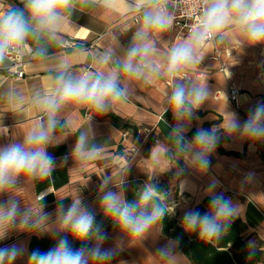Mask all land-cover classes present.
I'll use <instances>...</instances> for the list:
<instances>
[{
	"label": "clouds",
	"instance_id": "clouds-1",
	"mask_svg": "<svg viewBox=\"0 0 264 264\" xmlns=\"http://www.w3.org/2000/svg\"><path fill=\"white\" fill-rule=\"evenodd\" d=\"M89 4L103 13L116 12L121 7L128 13H137L136 26L127 46L120 45L121 34L113 32L111 39L115 43L92 57L97 67L74 71L69 60L50 50L67 45L73 49V55L88 51L83 43H68L65 30H74L70 18L78 6ZM181 10L182 0H19V6L0 0V66L10 56L21 54L29 60L52 64L47 77L50 86L33 90L31 102L37 109L34 125L21 134V139L0 145V241L13 232L49 235L56 241L47 251L35 249L31 253L24 243L0 247V264H15L25 254L28 264H111L126 246L138 245L159 233L165 215L174 212L172 192L152 182L157 174L177 168L175 175H183L184 169L178 167L180 161L204 172L219 143L220 128L227 135L249 141L250 147L264 143L261 102L249 110L243 122L236 114L228 113L219 127L200 128L191 140L185 135L197 109L210 95L206 83L191 74L208 52L205 46L218 50L264 44V0H202L198 22L161 58L160 37L172 29ZM158 80L169 82L162 112L170 110L175 123L170 126L167 140L153 148L147 160L153 166L144 169L148 182L137 189L135 200L128 201L125 195V177L134 149L115 174H99V210L118 230L115 246L105 248L108 234L79 194L71 197L67 206L63 201L68 197H57L55 212L45 211L43 201L47 192L36 194L35 189L56 168V158L47 149L66 139L73 110L84 109V124L71 151L75 162L71 171L82 172L87 163L105 150L103 145L93 142L94 116L114 112L118 102L134 96V83L151 87ZM2 96L8 100L22 99L16 89L7 90ZM217 185V181H212L207 189L211 199L205 213L189 210L183 216L184 230L197 233L205 242L226 234L232 218L239 213L238 205L223 193L215 192ZM185 186L186 181H182L181 190ZM22 194H33L32 200L26 201ZM72 241L81 246L73 247ZM177 243L169 241L159 249L151 264H182L181 257L174 252Z\"/></svg>",
	"mask_w": 264,
	"mask_h": 264
},
{
	"label": "crops",
	"instance_id": "crops-1",
	"mask_svg": "<svg viewBox=\"0 0 264 264\" xmlns=\"http://www.w3.org/2000/svg\"><path fill=\"white\" fill-rule=\"evenodd\" d=\"M8 3L19 6V0H8ZM136 16L137 13H128L123 7L116 12L103 13L91 4L78 6L70 18L74 30L66 28L65 38L93 43L94 47L79 55H73V50L62 48H53L50 52L61 59L69 60L74 71L85 67L95 68L97 65L92 57L109 44L115 43L111 39L113 32L121 34L120 45H128L131 30L136 26L134 21ZM78 29L80 30L75 31ZM175 36L176 29L173 26L160 37L161 58L172 44L180 42L174 41ZM261 45L246 46L242 49L222 47L226 50L222 58L225 71L220 70L221 62L207 60L206 57L212 47L205 46L208 52L191 74L206 83L210 95L197 109L195 118L191 120L189 130L185 134L188 140H191L200 128L210 130L214 126L222 125L228 113L236 114L243 122L250 109L258 102L264 103V46ZM23 56L25 60L23 78L7 75L6 70L10 64L8 60L0 66V145L21 139V134L34 125L37 109L31 102L33 90L44 89L51 84L47 77L52 64L29 60L27 55L23 54ZM231 82L241 90L239 110L229 99L228 90ZM168 85V81L162 80L156 81L151 87H142L134 83V96L118 102L114 112L94 116L95 120L91 122L93 142L103 145L105 150L97 159L87 163L82 172L71 171L75 167L71 151L78 130L84 124L83 116L86 115V111L73 110L72 125L66 130V139L59 145L47 149L56 158V168L50 178L36 185V194L48 189L52 190V193L44 198L45 211L55 212L57 197H68L63 201L67 206L71 203L70 198L79 194L84 203L95 211V215L101 213L97 201L101 184L99 174L103 171L105 174L110 175L112 171L115 174L125 164V157L133 154V149L135 153L129 157L131 164L125 177V189L136 180L148 182V174L145 170L151 169L153 165L147 160L150 159L157 143L167 140L171 131L170 126L175 123L170 110L164 114L162 112L164 92ZM9 89L19 90L22 99L3 98L2 94ZM138 128H151V136L144 138L142 133L135 135L133 132ZM125 131L128 136L123 138L122 133ZM219 134V143L209 156L210 165L204 172L191 169L180 161L178 167L184 169L183 175L177 177L175 175L177 168H171L157 174L152 182L159 183L164 190L172 192V200L176 207L171 216L182 222L187 211L194 210L195 206L210 197L207 189L212 181H217L215 192L223 193L233 204L238 205L239 213L235 217L240 218L247 225L246 234L255 237L264 251V143H256L254 147H250L249 141L241 140L235 135H227L223 128H220ZM182 181H186L183 190L180 188ZM112 190L117 189L112 187ZM22 195H25L26 201L32 200L33 194ZM105 232L109 238L105 241L104 247H114V238L118 235V230ZM33 236L50 237L13 232L8 239L0 241V247L24 243L29 253V243ZM169 241L174 240L163 236L160 227L159 233L148 236L138 245L126 246L119 251L111 264H151V259L158 254V250L165 247ZM174 252L181 257L182 264H191L178 249L177 244ZM15 264H28V255L25 254L17 259ZM259 264H264V257Z\"/></svg>",
	"mask_w": 264,
	"mask_h": 264
},
{
	"label": "trees",
	"instance_id": "trees-1",
	"mask_svg": "<svg viewBox=\"0 0 264 264\" xmlns=\"http://www.w3.org/2000/svg\"><path fill=\"white\" fill-rule=\"evenodd\" d=\"M144 184L141 180L131 182L125 189L126 199L135 200L136 191ZM159 188L164 187L156 183ZM210 197L205 198L201 204L195 206L201 214L208 210ZM96 216V222L104 231L116 229L112 222L106 219L103 213ZM183 221L179 222L171 214H166L161 221V234L169 239L178 241V249L187 257L191 264H259L264 257L261 246L249 244V236L246 234L247 225L237 217H233L226 234L213 242L202 241L197 233H188L184 230ZM56 241L51 237L38 238L33 236L29 243V253L35 249L47 251L54 247ZM75 248L81 245L72 241Z\"/></svg>",
	"mask_w": 264,
	"mask_h": 264
},
{
	"label": "built area",
	"instance_id": "built-area-1",
	"mask_svg": "<svg viewBox=\"0 0 264 264\" xmlns=\"http://www.w3.org/2000/svg\"><path fill=\"white\" fill-rule=\"evenodd\" d=\"M202 5V0H182V10L177 12L176 20L174 22V28L176 29V36H175V42L181 41L183 38L187 36L189 33L192 25H194L199 20V11ZM135 17V23H136ZM68 43H83L88 50L92 49L94 47L93 43H86L82 40H77L74 38H65ZM63 50H73L70 47H67V45L62 48ZM226 53V50L222 47L220 49H214L212 48L211 52L206 57L209 61H218L221 62V71H225L224 63H222V58L224 54ZM9 66L6 70L7 75L13 78H23L25 75L24 66H25V60L23 54L21 55H12L8 59ZM85 68H92V67H85ZM229 99L233 103L234 107L239 110L240 109V96H241V90L238 86H236L235 83L231 82L229 86ZM95 120V118H93ZM136 134H144V138H148L152 134L151 128H138L133 132ZM123 138H126L128 136V133L125 131L122 133ZM157 142V140H154ZM43 192H47V195L52 193L51 189L45 190ZM42 193V192H41ZM40 194V193H39ZM46 195V196H47ZM45 196V197H46ZM172 213L171 215H173Z\"/></svg>",
	"mask_w": 264,
	"mask_h": 264
},
{
	"label": "rangeland",
	"instance_id": "rangeland-1",
	"mask_svg": "<svg viewBox=\"0 0 264 264\" xmlns=\"http://www.w3.org/2000/svg\"><path fill=\"white\" fill-rule=\"evenodd\" d=\"M264 46V44L261 45V47ZM262 49V48H261ZM262 51V50H261ZM237 86V85H236ZM249 241H250V245H260L261 243L259 241H256L255 237L252 238L251 235H249Z\"/></svg>",
	"mask_w": 264,
	"mask_h": 264
}]
</instances>
